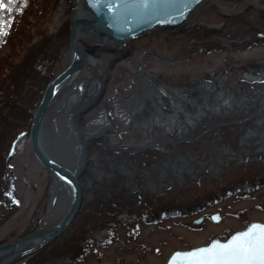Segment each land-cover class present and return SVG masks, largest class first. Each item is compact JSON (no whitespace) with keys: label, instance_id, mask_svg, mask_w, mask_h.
Instances as JSON below:
<instances>
[{"label":"rangeland","instance_id":"1","mask_svg":"<svg viewBox=\"0 0 264 264\" xmlns=\"http://www.w3.org/2000/svg\"><path fill=\"white\" fill-rule=\"evenodd\" d=\"M76 3L77 0H57L47 24L50 33L65 24L68 30V40L54 64V75L69 61V49L65 46ZM85 32L80 30L79 41L86 53V63L54 99L45 123L49 155L75 173L78 143L86 144L84 152L90 159L77 175L83 202L65 232L32 255L41 250L56 254L57 248L72 245L101 219L113 220L116 216L111 214L117 209L132 219V228L129 229V223H115L103 241L94 235L79 240L80 251L66 264H163L174 248L206 243L212 236L224 238L247 221H263L264 185L238 195L228 193L194 213L155 212L161 211L168 201L184 202L235 183L240 177L264 173V152L256 151L252 141L245 148L239 143L241 135L254 129V102L264 90V79L249 81L240 77L241 70H252L256 75L264 70V0H203L183 25L154 28L111 48ZM89 57L98 71L87 62ZM200 79L221 82L232 95L234 105L223 107L218 115L194 119L195 124L182 129L183 140L176 143L171 155L173 159L186 160L189 167L193 164L194 172L183 173L178 180L168 178L173 175L168 164L163 168L167 178H162V183L160 163L168 154L148 145L171 149L179 132L176 128L164 130L157 122L155 126L137 127L134 117L136 110L141 109L133 113L132 108L145 104L142 101L148 90L161 83L187 86ZM93 95L95 101L89 99ZM245 96L249 107L239 108L236 101ZM71 98H76L72 112ZM167 99L162 95L163 110H168ZM104 106L111 122H104L106 127L101 129L96 120ZM126 106L130 116L125 122L117 113ZM181 123L186 124L182 119ZM23 131L21 144L9 164L4 160V178L10 185L6 194L17 208L7 215L3 214L4 207L0 208V243L53 225L69 202L62 182L34 155L28 140L29 128ZM225 147L233 149L231 153L235 155L227 158L229 154L220 152ZM238 149H243L240 156L236 155ZM125 168L130 172L127 175ZM147 180L156 189L146 187ZM149 208H155L154 214L147 211ZM213 213L219 214L218 221L212 220ZM32 255L13 264H25Z\"/></svg>","mask_w":264,"mask_h":264},{"label":"trees","instance_id":"2","mask_svg":"<svg viewBox=\"0 0 264 264\" xmlns=\"http://www.w3.org/2000/svg\"><path fill=\"white\" fill-rule=\"evenodd\" d=\"M56 2L57 0H16L12 6V20L7 23L5 32L0 34V208L4 207L5 215L17 208L6 194L10 185L3 176L6 169L5 157L14 137L29 128L32 109L40 99L47 82L54 76L55 61L62 45L68 40L66 24L54 33L48 32L47 24L56 8ZM17 8L19 11L15 10ZM8 15L5 10V20ZM263 185L264 173L259 176L240 177L235 183L205 191L184 202L168 201L169 204H164L161 211L155 213H194L228 193L238 195ZM153 209L155 208L147 211L153 213ZM116 211L111 214L116 216L113 220L101 219L96 227L85 230L83 236L75 239L72 245L57 248L53 255L38 251L25 264L70 263V259L73 260V256L80 251L79 240L94 235L96 239L103 241L108 238L111 226L115 223H129L131 229L134 224L132 219L130 221V217L122 211Z\"/></svg>","mask_w":264,"mask_h":264},{"label":"water","instance_id":"3","mask_svg":"<svg viewBox=\"0 0 264 264\" xmlns=\"http://www.w3.org/2000/svg\"><path fill=\"white\" fill-rule=\"evenodd\" d=\"M202 1L148 0L147 4H144L142 0H104L103 3L96 4L90 3L89 0H77L74 14L69 22V41L65 46L69 49V61L61 71L47 82L39 102L33 110L28 131L29 145L34 155L50 173L62 182L68 193L69 202L62 216L53 225L39 227L21 236L1 242L0 264H13L16 261L25 259L47 243L55 241L65 232L80 210L82 191L78 176L71 168L49 155L45 138V123L51 104L72 83L86 63V53L79 41L80 30H88L90 37L94 40L100 42L106 37L110 41L116 42L118 46L129 39L142 36L145 32L154 28L173 29L183 25L190 18L191 11ZM78 2L83 3L87 8L88 18H81L75 15ZM111 47H115V45H111ZM24 134L25 131H22L12 140L5 158L6 165L9 164L11 157L15 153V143ZM152 147L168 151L158 145ZM215 217H218V219ZM200 218L195 221H199ZM211 218L214 221H218L219 214L213 213ZM252 223H264V221H248L244 227L232 231L223 239L216 236L209 239L206 243L186 248H175L168 254L164 264H168L174 253H183L191 251L193 248L205 247L212 240L223 242L235 232L245 230ZM183 260V257H177L176 264H183Z\"/></svg>","mask_w":264,"mask_h":264},{"label":"bare ground","instance_id":"4","mask_svg":"<svg viewBox=\"0 0 264 264\" xmlns=\"http://www.w3.org/2000/svg\"><path fill=\"white\" fill-rule=\"evenodd\" d=\"M196 9L197 7L191 11V15L193 12L196 11ZM75 15L81 18L89 17L87 8L85 7L83 3L78 2ZM89 34L90 33L87 30L85 32V35L90 36ZM103 39L104 40L100 42H102L107 48H111V45L117 46L116 42L114 43L106 37H104ZM87 62H89L90 64H94L92 62V59H90V57L87 58ZM93 68L95 69V71H98V68L95 64L93 65ZM260 68H262V66H260ZM241 71H245V70H241ZM246 75H248V73ZM260 75H261L260 78L262 77L261 79H264V73H261ZM240 77H243L242 74H240ZM160 90H162V93L167 94V95L165 94V96H168L170 91H171V94L172 93L174 94L172 95L173 97L169 95L170 97L167 99L169 103V106H168L169 110H163V108L161 107L162 93ZM194 90H197V91L195 93H192ZM189 91L191 92V96L190 95L188 96L187 94H185ZM231 96L232 95L230 93H225L221 90L216 91V87H208L207 84H205L204 82L203 83L197 82V85L192 84L191 86H185L183 84L179 86H169L168 84L161 83L158 86V88L153 87L148 90L145 100L142 101L143 103H145L146 107L144 108V110L147 112V115L143 116V113H141L139 117H134V123L137 125V127L145 128L147 127V124H149L150 126H155L157 122V124L160 125L159 127H162L164 130L168 129L167 128L168 126H172L173 128L178 129V132H179V137L177 141L174 142L173 147L171 149H167L168 151L164 152V153H167L168 155L160 163L161 173L163 172V168L167 167L168 164H171V170L173 172L172 177L168 176V178L170 177L174 179L175 177L178 180V179L183 178L182 177L183 173H187V172L193 173L194 172L193 164L192 166L189 167L188 165L190 163H187L186 160H183L182 158H179V159L172 158L171 152L176 150V146H177L176 143L179 140L180 141L183 140L181 137V132H182L181 129H183L184 127L183 125L181 126L180 123L176 122L177 120H175V118L180 119L183 116L185 120H193L194 118H203L207 115L208 117L210 116L212 117L213 115H216V114L218 115V113L221 112L223 107L234 105V100L232 103ZM74 99L76 98H71L70 103H69V108L71 109V112L73 109ZM75 101H79V100H75ZM254 103H256V108H257V110H254V113H253L254 115H257L255 119L256 121L253 125L254 129L249 130L245 134L241 135L239 143H240V147L245 148L244 145L249 144L250 141H252V143H255V145L258 148L256 149V151L264 152V90L261 93V96ZM236 104L237 105L239 104L240 106L239 108H243V109L246 107H249L248 98L246 96L241 97L240 99H238V101H236ZM236 104H235V107H236ZM142 105L144 104H140L138 106L141 107ZM78 107L79 106H77V110H78ZM128 109L129 108H127V110ZM119 113L121 114L118 117L126 122L129 116L125 115L123 111ZM178 113H180L181 115H179ZM101 118L104 121H102ZM101 118L99 117L96 120V123L100 125L101 129H104L107 124V119L103 117ZM104 122H106V124ZM165 126L166 128H164ZM20 144L21 142L19 143V146ZM155 145L157 144L153 143L151 147ZM85 146L86 144L82 145L81 143L80 145H78L79 156L76 162L77 165H75V168L77 169V173H76L77 175L80 174V171L82 170V167H84L85 162H87V160L90 159V157H88L89 155H87V153L84 152ZM154 148L155 147H152V149ZM155 150H158V149L156 148ZM222 150H223V154H226V155L229 154L227 158H229L231 154L235 155V153H231L234 150L230 149L229 147L221 148L220 152ZM242 150L243 149H238L239 151L238 153L235 151L236 155L240 156L239 154L242 152ZM128 173H130L128 171V168L127 169L125 168V174L127 175ZM162 178L163 179L167 178V176L164 175V173L160 175L159 179H161V182L163 183L164 181H162ZM146 185H147L146 187L150 188L151 190L156 189L155 184L152 183L151 181L147 180ZM82 202H83V194L81 195V204Z\"/></svg>","mask_w":264,"mask_h":264},{"label":"snow or ice","instance_id":"5","mask_svg":"<svg viewBox=\"0 0 264 264\" xmlns=\"http://www.w3.org/2000/svg\"><path fill=\"white\" fill-rule=\"evenodd\" d=\"M89 2L100 4L104 0ZM142 2L147 4L148 0ZM15 3L16 0H0V34L5 32L7 23L12 20V6ZM5 10L9 13L7 20L4 17ZM15 10L19 11L18 8ZM177 257L184 258L183 264H264V223H252L223 242L212 240L205 247L174 253L168 264H176Z\"/></svg>","mask_w":264,"mask_h":264},{"label":"built area","instance_id":"6","mask_svg":"<svg viewBox=\"0 0 264 264\" xmlns=\"http://www.w3.org/2000/svg\"><path fill=\"white\" fill-rule=\"evenodd\" d=\"M248 73V75H246ZM255 73H257V72H255ZM252 70H245V71H241V74H242V76L243 77H246V78H248V79H259L260 78V76L261 75H259V74H255ZM259 73V72H258ZM261 73H263V72H260V74ZM257 77H259V78H257ZM262 78V77H261ZM260 78V79H261ZM210 79H208V80H204V79H200L199 81H192V82H194V83H190V85H187V86H191L192 84H196L197 85V82H199V83H205V84H207V86L208 87H216V91H218V90H221V91H223V92H225V93H229L228 91H226V89H224L223 88V85H222V83L221 82H219V83H217V82H213V83H211L210 81H209ZM164 84V83H163ZM159 86V85H158ZM155 88V87H154ZM158 88V87H157ZM151 89V88H150ZM161 91V93H162V90H160ZM197 90H194L192 93H195ZM166 94V93H165ZM164 93H162V95H165ZM185 94H187L188 96L190 95L191 96V92L189 91V92H187V93H185ZM224 94V93H223ZM161 95V96H162ZM167 95V94H166ZM169 95H171V91H170V93H169ZM169 95L168 96H166V97H168L169 98ZM172 95H174L173 93H172ZM95 98V96L93 95L92 97H90L89 99L90 100H93ZM89 100V101H90ZM88 101V102H89ZM106 106V105H105ZM104 106V108L100 111V113L101 114H99V116H98V118L101 116V117H103V118H105V119H107V123H109L110 124V120L108 119V117H107V110H106V107ZM134 107V106H133ZM146 106H145V104L144 105H142L141 107H139V106H135L134 108H132V112L134 113V111L133 110H136L137 108L138 109H141V110H136L137 111V116L136 117H139L140 115H141V113H143V116H146L147 115V112L144 110V108H145ZM127 106L125 107V109H120V108H118V107H116V109L118 110V109H120V111L119 112H121V111H123L124 113H125V115H127V116H130V111L129 110H127ZM168 110H169V107H168ZM103 112H104V115H103ZM118 115H120L121 113H117ZM179 115H181L180 113H178ZM100 117V118H101ZM119 119H121V118H119ZM129 119V118H128ZM181 119L183 120V122L185 121L186 122V124H184V123H181ZM194 119H197V118H194ZM194 119L193 120H185L184 118H183V116H182V118H180V119H176L175 118V120H177L176 122H178V123H180L181 124V126L183 125L184 127L183 128H185L186 127V125H193V124H195V121H194ZM101 120H102V118H101ZM174 120V121H175ZM121 121H122V119H121ZM124 121V120H123ZM164 128H166V126L164 127ZM168 129H165V130H167V131H171V129L173 128L172 126H168L167 127ZM178 130V129H177ZM182 130V129H181ZM179 134V133H178ZM80 143V142H79ZM78 143V145H80Z\"/></svg>","mask_w":264,"mask_h":264}]
</instances>
